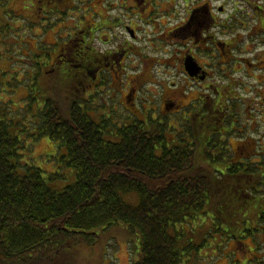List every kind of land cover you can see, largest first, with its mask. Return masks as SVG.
<instances>
[{
    "label": "trees",
    "instance_id": "trees-1",
    "mask_svg": "<svg viewBox=\"0 0 264 264\" xmlns=\"http://www.w3.org/2000/svg\"><path fill=\"white\" fill-rule=\"evenodd\" d=\"M48 75L53 82L62 78L64 98L38 104L33 136L56 145L60 167L47 172L34 166L16 132L31 128L5 121L0 112V264H66L72 249L96 245L100 230L118 225L140 240L135 264H199L215 238L222 245L232 237L226 227L246 205L238 174L249 182L257 170L200 171L201 158L208 165V158L221 155L198 147L196 124L176 133L167 119L99 112L85 93L77 95L90 80L86 72ZM210 145H221L218 135ZM126 194L139 203H127Z\"/></svg>",
    "mask_w": 264,
    "mask_h": 264
},
{
    "label": "flooded vegetation",
    "instance_id": "flooded-vegetation-1",
    "mask_svg": "<svg viewBox=\"0 0 264 264\" xmlns=\"http://www.w3.org/2000/svg\"><path fill=\"white\" fill-rule=\"evenodd\" d=\"M46 1L49 5L57 2ZM153 1L141 0V4L150 7L146 18L151 20L154 17ZM139 5L128 6L139 11ZM138 11H131L134 17L142 16ZM183 11L185 18L181 22L175 18V24L172 27L165 25L163 33L153 32L155 37L148 41L151 45L143 44L146 37L144 41L140 39L136 22L129 25L118 18L112 19L107 15L108 10L106 17L96 12L98 17L85 30L88 35L80 32L49 43L52 47L45 60L47 63L40 70H47L50 65L52 74L60 70L86 72L90 80L88 85L85 84L87 81L84 83L81 92L91 93L90 96L104 86L114 89L110 81L123 82L121 87L130 93L128 102L132 101V106L136 105L134 100L142 85L131 86L125 77L127 70H171L173 86L190 90L191 100L180 103V92L174 89L160 97L163 106L158 114L155 108L148 111L152 112L154 120L167 119L169 123H175L171 126L186 121L191 122L190 126L195 130L196 124L195 132L204 140L206 154L214 158L221 155L216 160L208 158L207 163L222 165V170L225 168L223 175L232 167L257 170L249 182L243 180L242 171L238 174L239 192L245 193L244 214L249 222L248 226L243 225L245 237L240 242L242 248L247 249L238 248L244 257L238 263L264 264V249L261 248L264 246V0H186ZM165 12L175 15L173 8ZM125 17L133 18L131 15ZM115 22L117 27L124 28L127 36L119 37L116 44L109 45L114 39L105 31L112 30ZM147 23L153 25L150 21ZM40 45L33 46L38 67L42 65L38 63L42 57ZM104 45L109 48L102 50ZM110 99L116 102V96L112 95ZM148 101L151 102L149 96ZM248 103L243 113L242 104ZM104 108L106 111L107 107ZM110 112L114 111H106L107 114ZM148 117L146 112L140 119L146 121ZM243 121L248 122L251 133L259 135L254 143L245 141L247 133ZM216 135L221 144L218 147L210 145ZM231 140L239 144L234 146L230 144ZM226 141L230 146H226Z\"/></svg>",
    "mask_w": 264,
    "mask_h": 264
},
{
    "label": "rangeland",
    "instance_id": "rangeland-1",
    "mask_svg": "<svg viewBox=\"0 0 264 264\" xmlns=\"http://www.w3.org/2000/svg\"><path fill=\"white\" fill-rule=\"evenodd\" d=\"M45 1L0 0V112L2 115L6 114V116H1L5 121H13L16 126L19 125L22 128L24 126L31 128L30 131L29 129L26 131H19V128V130L16 129L22 143L26 145V149L28 148L25 150L27 159H31L34 166L46 169L45 171L47 172H52V167L55 164L56 168L60 167L57 164L59 156L57 151L55 152L56 145L47 137L37 139V135L33 136L36 131L33 125L35 123L33 122L34 113L38 104H42L48 98H56L57 100L64 98L65 84L62 82V78L58 77V80L53 82L54 78L48 75L51 72L50 65L47 70H40V67L42 68L44 63H47L45 60L48 57L49 49L52 47L49 43L57 41L56 38L62 39L68 33L79 34L81 30H86V22L91 21L93 23V20L98 15L104 14L103 16L106 17V10H108L107 15L112 19L118 18L129 25L131 22H136L139 26L140 39L144 41L146 37V41L143 44L151 45L152 42L148 43V41L155 37L153 32L163 33L166 31L165 25L166 27H172L175 24V18L179 19L178 22L185 18L183 8L186 0H154L151 6V9H154L152 20L149 17L146 18L150 7H146L144 3L141 4V0H65L68 5L65 2H58V0H56L57 3L49 5ZM134 3H140L138 6L140 8L139 11L128 6L129 4L133 6ZM129 7H131L130 10H126ZM171 8H173L175 15H168L165 12ZM131 11L133 13L138 11L142 16L134 17ZM96 12L99 14L97 15ZM124 14L131 15L133 18L128 19ZM146 21H150L153 25L148 24ZM113 26L112 30L105 31L107 35L113 36L112 38L114 39L113 43L109 45L116 44L119 37L123 39L127 36L122 26L117 27L116 22ZM104 37L105 39L107 38V36ZM36 44H42L40 45L42 57L38 60V63L42 65L39 67L35 65L33 52V46ZM57 44L59 45L60 43ZM101 48L105 50L109 46L104 45ZM168 49L172 48L169 47ZM58 73L62 75L61 70ZM142 73L144 74L141 78ZM125 74L127 82L129 84L131 82V86L139 87L142 85L137 94V99L134 100L135 106H132V101L128 102L130 93L121 87L123 82L117 80L115 83L110 81V84L114 85V89L111 90L110 87L104 86L101 87L102 90L92 92L94 93L92 96H90L91 93H85L84 97L90 100L95 99L93 107L97 108L99 112L104 110L106 106V111L109 109L113 110L114 114L118 116L140 118L145 117L146 112L151 117L152 112H149V109L155 108L157 110L156 114L159 113L161 106H163V103L162 105L160 104L162 102L160 97H162L163 93H170L174 89L179 90L181 95L179 101L184 104L191 100L193 96L190 90H185V87L183 89L182 87L173 86L171 70H127ZM134 79L137 82H133L132 80ZM85 84L88 85V82ZM78 91L77 95L82 97L81 90ZM112 95L116 96V102L111 101L110 97ZM148 96L151 102L148 101ZM59 101L63 103L62 100ZM242 106L244 107L243 113H245L244 109L249 106V103L242 104ZM31 109L34 111L32 112ZM96 113L98 112L95 111L94 114L96 115ZM247 123L246 121L242 122V126L247 133L245 141L254 143L258 140L257 137L259 135L251 133ZM170 124L174 125L175 123ZM172 127L175 128L176 132L180 131V133L185 134L191 129L190 124L185 121ZM32 132L33 134H31ZM195 133L197 136L198 132H192V134ZM251 136L253 138H249ZM196 143L200 148L203 139L200 138V142ZM230 144L237 146L239 142L235 143L231 140ZM230 144L229 141H226V146H230ZM199 155L202 156V154ZM199 161L200 171L207 173L209 168L211 171L218 170L221 173L223 172L220 164L218 166L206 165L203 163L202 158ZM213 174L217 177L220 176L215 171H213ZM134 195L126 194L123 198L127 203L137 205L139 197L136 198ZM230 202H232L231 204L234 203L233 201ZM237 220L233 221V226L226 227V231H229L232 237H229L226 243L222 244L221 242L220 244L222 245H219L215 238V243L212 246H207L201 252L199 264H235L236 262V264H239L238 261L242 257L240 252H238V248L247 249V247L242 248L240 243L245 237L242 232L244 223H241V221H245V226L249 224L246 221L244 210L240 211L239 219ZM98 233L99 240L96 245L75 247L70 251L73 253L70 256L72 260L66 264H135L140 259V240L126 226L118 225L110 229L100 230ZM217 238L221 239L220 237ZM221 240H225V238ZM246 243H249L248 239ZM261 248L264 249V246H261ZM242 260H244V257Z\"/></svg>",
    "mask_w": 264,
    "mask_h": 264
}]
</instances>
